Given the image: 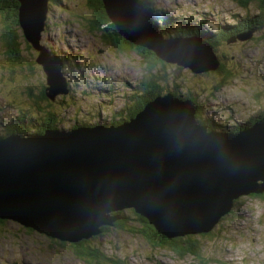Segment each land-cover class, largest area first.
Segmentation results:
<instances>
[{
  "label": "water",
  "instance_id": "obj_1",
  "mask_svg": "<svg viewBox=\"0 0 264 264\" xmlns=\"http://www.w3.org/2000/svg\"><path fill=\"white\" fill-rule=\"evenodd\" d=\"M17 1L23 36L54 89L48 97L68 93L64 60L40 43L49 0ZM100 2L126 42L196 73L219 70L206 38H165L140 0ZM197 108L167 92L119 124L1 137L0 220L77 243L114 227L130 208L167 239L211 233L241 197L264 194V115L218 131L196 119Z\"/></svg>",
  "mask_w": 264,
  "mask_h": 264
},
{
  "label": "rangeland",
  "instance_id": "obj_2",
  "mask_svg": "<svg viewBox=\"0 0 264 264\" xmlns=\"http://www.w3.org/2000/svg\"><path fill=\"white\" fill-rule=\"evenodd\" d=\"M54 1L49 0L40 43L64 60L61 81L63 77L68 93H59L53 99L48 97L54 89H47L46 75L35 61L38 53L25 40L19 26L18 54L30 63L32 69L28 70H33V74L28 71L22 74L29 65H24L25 68L12 65L9 52L15 54L16 47L7 48L0 41V126L17 118L18 113L44 120L50 112L55 114L58 126L66 129L76 123L102 126L122 118L121 112L126 107L128 110L130 106L129 113L134 108L131 99L147 74L146 57L131 43L132 47L121 44L124 48L120 50L112 39L88 27V20L95 18L91 8L94 0ZM140 1L165 38L219 40L212 45L222 73L218 70L196 73L178 62L160 60L162 63L154 68V78L162 94L176 91L199 103V107L204 105L208 117H216L224 124L228 121L227 126L264 115V23L259 28L250 27L253 33L248 40L229 42L239 33L228 37L219 33L224 26L236 27V23L247 16L258 23L261 15L264 17L258 2L240 6L232 0ZM8 17L0 14L2 28ZM165 23H170L171 27ZM108 24L105 22L102 29ZM107 29L101 33H107ZM41 89L45 91V100L36 99ZM123 216L126 217L123 229L101 226V232L85 242L86 247L99 251L92 260L87 255L77 254L80 251L68 242L30 231L16 222L5 225L4 229L0 227V264H114L112 261L122 264H264V197H241L211 233L193 235L192 239L200 247V258L154 246L145 238V232L138 233L141 223L130 208Z\"/></svg>",
  "mask_w": 264,
  "mask_h": 264
},
{
  "label": "trees",
  "instance_id": "obj_3",
  "mask_svg": "<svg viewBox=\"0 0 264 264\" xmlns=\"http://www.w3.org/2000/svg\"><path fill=\"white\" fill-rule=\"evenodd\" d=\"M232 1H235L240 6H247V4L249 2L256 1V2H258V8H259L260 12L263 13V11H264V2L262 0H232ZM54 2L57 3L56 0ZM18 8H19V3L17 0H0V14H7L9 16L8 22L5 23V26L3 28L1 27V23H3V21L1 22V20H0V41L7 48H12L14 46L16 47V48H14L15 54H13L11 51L10 52L8 51L9 52V58L12 62V65H19L22 68H25V66L29 65L28 67L25 68V71H22V74L26 71H28V73H30V74H33V70H31V71L28 70L29 68L32 69L30 66V63H26V61L22 60V58L18 54L19 51L17 50V39H18V32L17 31H18V28L20 26L19 18H18V13H19ZM254 21L255 20L251 16H247L246 18H244V20H241L240 23L237 22L236 27H234V25L227 26L228 28H226V26H224V28H222L219 33H220V35L228 37V35L231 36V35H234L237 33H241V31L244 29L250 30L251 26L252 27L255 26L256 28H259L264 23V17L261 15L260 21L257 20L258 23L254 22ZM105 22L109 23L107 17L103 20H100V18L97 17V19L95 18L94 20H92V23L90 24V28L93 29V31H95V30L100 31L103 28V25L105 24ZM168 22H170V21H168ZM109 24H110V28H111L112 32L117 35L113 25L111 23H109ZM165 25H167L168 27H171L170 23L169 24L165 23ZM118 37L120 39H122L120 36H118ZM122 41L126 42V41H124V39H122ZM209 42L215 46L217 44V42H219V40L217 38H215L213 40H212V38H209ZM126 44H128L130 47H132L131 44H129V43H126ZM123 48L124 47L121 45L120 50H123ZM135 48L138 50L140 55H143V57L144 58L146 57V59L148 60L147 61L148 65L146 67L147 74L145 75L144 80L141 83V87L139 86V89L137 90L138 92H136L132 95L131 102H132V105H134V108H132V110L135 109V111L132 112V110H131V113H129L128 110H129L130 106H129L128 110L126 107V109L121 112L122 118H116L114 121L109 122L108 125L119 124V123H121L127 119H130L128 117L129 115H130V117L134 116L138 111H140L144 107V105L148 101L153 99L155 96L162 94V92L160 91V88H159L160 84L157 83L155 78H154L156 76L154 74L155 73L154 68L157 65V63H162V62L159 59H157V57L151 51L144 49V48H141V47H135ZM15 68H16V66H15ZM218 72L222 73L220 69L218 70ZM44 92L45 91L42 89L41 93L43 94V97L45 98ZM173 93L177 96L180 95L176 91H174ZM105 95H107V94H105ZM187 97H190V93H188ZM136 100H140V101L135 104ZM194 103H196V102H194ZM196 104L199 105V103H196ZM205 112H206L205 109L201 111V117L205 120V122L209 123L212 128L218 129V131H225L228 129H230V130L239 129V124L237 122L235 125L227 126L228 121H226L224 124V123H222V121H220L216 117L215 118L213 116L208 117V115H206ZM17 116L20 119L27 118L29 120L27 122V126H26L28 130H30V129L36 130L39 126H42L41 130H43L45 127L46 128H56L58 126L57 121H54V123H56V124L51 125V127H47L49 125L46 124V121L39 120V119H36L34 117L32 119L28 118L24 115V113H22V114L18 113ZM126 117H128V118H126ZM13 121H12V119H10L8 122L4 123V125L0 126V137L5 138L6 136L11 135L13 133H19V132L4 133V131H6L8 127H9L8 129H10L13 126V123H14ZM36 122H37V124H36ZM79 125H81V124L80 123L74 124L72 128L77 127ZM85 125H90V124H85ZM22 126H23V124H22ZM1 130L4 134L1 133ZM29 132H33V131H27L26 133H29ZM253 196L262 198V197H264V194L253 195ZM130 211L132 212V214H134L135 219L139 223H141V229L138 230V233L145 232L144 233L145 238L150 243H152L154 246L160 247V248H169L178 254H184V255L191 254L194 257L200 258V247L197 246L198 245L197 242L194 241V239H192L193 237L191 235L186 236V237H177V238H168L167 239L166 237H164L160 233H158L154 229V227L152 225H150L149 222L144 217H141L140 215L136 214L132 209H130ZM123 212L124 211L120 212V215H122V219L118 220L115 224V226L117 228H121V229L124 228V222L126 221V217L123 216ZM4 228H5V226L3 227V229ZM88 240H81L80 242H77V243H71L68 241H61V240H59V241H61L63 243L68 242V244H70L73 248L77 247L76 249L78 251H80L77 254L87 255L92 260L93 258L96 257V255L99 251L97 249L94 250L90 246L86 247L85 242H87ZM90 249H92L93 251H89ZM94 261H95V259H94ZM112 262L114 264H122L119 261H117V262L112 261Z\"/></svg>",
  "mask_w": 264,
  "mask_h": 264
},
{
  "label": "flooded vegetation",
  "instance_id": "obj_4",
  "mask_svg": "<svg viewBox=\"0 0 264 264\" xmlns=\"http://www.w3.org/2000/svg\"><path fill=\"white\" fill-rule=\"evenodd\" d=\"M96 4V5H95ZM91 8L93 9V11H94V16H95V18L97 19V17H99L100 18V20H103V19H105V15H104V12H103V9H102V4H101V2H100V0H94V1H92V5H91ZM106 28H108L106 31H107V33H105V34H103V33H101L102 32V30H105ZM105 29H102L101 31H99L100 32V35H102V37L104 36L105 38H110V39H112L113 40V42H114V44L116 45V46H121V44L122 45H125V43H127V42H123L122 41V39H120L115 33H113L112 32V30H111V28H110V24H108V26L106 27ZM125 41V40H124ZM41 67V66H40ZM42 69V68H41ZM41 91H42V89H41ZM36 99L37 100H45V98L43 97V94L40 92L39 93V95L36 97ZM198 105V104H197ZM198 108H199V110H198V119H199V121L201 122V123H204V124H208V127L210 128V129H213V130H218V129H214V128H212L211 126H210V124L209 123H207V122H205V120L201 117V111L202 110H204L205 109V111L207 110L206 109V107L203 105V106H200L199 107V105H198ZM201 109V110H200ZM48 112H50V111H48ZM206 115H208V114H206ZM129 118H130V115L128 116ZM128 117H126V118H128ZM257 117H254V118H252L250 121L252 122V121H254L255 119H256ZM124 120V119H123ZM128 120V119H127ZM13 121V120H12ZM43 121H46V124L47 125H49V126H47V127H51V125H54V124H56V123H54V121H57L58 122V120H57V118H55V114L53 113V112H50V113H48L47 114V118H44V120ZM14 123H13V126L10 128V129H8L7 128V130L6 131H4V133H7V132H22V133H26L27 131H33V132H29V133H27V134H30V133H42L43 131H44V129H48V128H44L43 130H41L42 129V126H39L36 130H34V129H30V130H28L27 129V121L26 120H23V119H20L18 116H17V118H15L14 119V121H13ZM249 122V121H248ZM12 123V122H11ZM241 123V122H240ZM10 124V123H9ZM22 124H23V126H22ZM36 124H37V122H36ZM76 124H78V123H76ZM41 130V131H40ZM3 133V134H4ZM1 138V137H0ZM10 224H13V222H11V221H7V220H0V227L1 228H3L5 225H10ZM18 228H20L19 226L17 227V229ZM30 229V228H29ZM24 231H27L26 229H23ZM30 231H33L32 229H30Z\"/></svg>",
  "mask_w": 264,
  "mask_h": 264
},
{
  "label": "bare ground",
  "instance_id": "obj_5",
  "mask_svg": "<svg viewBox=\"0 0 264 264\" xmlns=\"http://www.w3.org/2000/svg\"><path fill=\"white\" fill-rule=\"evenodd\" d=\"M8 136H10V135H8ZM8 136H6V137H8Z\"/></svg>",
  "mask_w": 264,
  "mask_h": 264
}]
</instances>
